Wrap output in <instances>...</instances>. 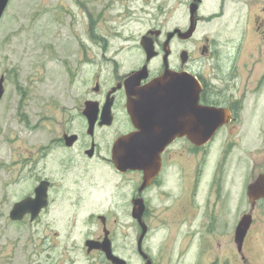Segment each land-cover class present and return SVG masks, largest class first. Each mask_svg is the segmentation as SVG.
<instances>
[{"label":"flooded vegetation","instance_id":"af4514ba","mask_svg":"<svg viewBox=\"0 0 264 264\" xmlns=\"http://www.w3.org/2000/svg\"><path fill=\"white\" fill-rule=\"evenodd\" d=\"M153 1L102 0L95 18L100 25L106 19L115 25L102 33L92 31L91 38L123 36L121 29L127 21L170 19L175 9L185 4L182 17L196 19V25H211L198 45L200 55L213 61L210 69L205 74L197 71V57L175 47L191 37L181 39L175 33L164 47L168 34L179 28L176 26L139 32L138 47L127 52L124 47L112 51L104 47L99 57L90 60L84 54L79 70H85L86 64L93 70L83 75L73 106L61 113H47L50 122L43 124L49 134L47 142L26 149L25 155L18 150L23 160L17 167L3 165L11 179L25 170L33 182L20 199L0 204V229L18 230V241L6 243L5 248L23 253L8 256L15 264H252L248 252L253 248L246 246L245 239L256 209L264 212V206H259L264 198L248 199L251 223L239 247L234 238L231 240L225 172L233 142L229 136L250 130V120L264 118V0H157L156 6ZM145 34L155 45V54L149 59L139 44ZM220 37L225 38L223 43L217 41ZM182 51L187 53L184 61ZM143 65L147 66V78L139 82L132 99L165 68L179 77L186 71L197 78L198 103L215 108L220 123L205 144L198 145L182 134V126L190 133L197 130L191 115L197 107L192 104L197 85L190 79L183 82L187 104L176 107L161 102L158 119L148 118L142 128L132 120L124 80ZM150 113L154 115V111ZM123 137H128L127 144L116 146ZM215 143L221 145L219 155ZM125 147H142L143 151L122 153ZM125 155L142 156V168L118 166L114 157ZM54 167L60 174L58 181L53 179ZM101 170L114 178L111 195L106 187L100 192L109 202L104 208L81 209L92 197ZM260 173H264V165ZM22 179L26 178L20 175L3 187ZM64 180L80 185L81 192L71 197L68 192L53 191ZM40 186L45 187L44 197L37 196ZM27 197L30 208L18 210L12 218L15 204ZM136 200L142 205L139 219L133 215ZM21 230L27 232L26 239ZM260 249L264 259V240ZM109 251L117 256L116 262L107 257Z\"/></svg>","mask_w":264,"mask_h":264},{"label":"rangeland","instance_id":"374dc122","mask_svg":"<svg viewBox=\"0 0 264 264\" xmlns=\"http://www.w3.org/2000/svg\"><path fill=\"white\" fill-rule=\"evenodd\" d=\"M157 3V0L153 1L154 6ZM103 4L102 0H9L0 19V76L4 77V93L0 100V204L8 201L10 205L30 191L33 182L29 172L24 170L11 179L3 165L12 169L17 167L23 160L17 154L18 150L25 155L26 149H34L47 142L49 134L43 130V124L50 122L47 113H61V109L73 106V95L77 96L81 90L83 75L88 76L93 70L89 64H86L85 70H79L84 54L90 60L99 57L100 49L104 47L110 51L124 47L127 52V49L138 47V33L149 27L168 29L176 26L185 30L189 25V19L182 17L186 14V5L181 4L170 19H131L121 29L123 36L108 35L107 40L91 38L92 31L102 33L107 26L115 25L108 19L100 25L95 18ZM86 10L95 19L88 16ZM196 26L191 38L175 44V47L187 50L191 57H197L195 65L191 64L205 74L213 61L200 55L198 45L202 42L201 34L208 33L211 25L199 22ZM224 39L220 37L217 41L223 43ZM250 123V130L229 136L233 142L225 175L230 195L231 240L234 238V226L244 213L250 211L246 186L264 165V118L252 119ZM214 148L219 155L221 145L215 143ZM53 155L56 157L54 152ZM54 173L53 179L58 181L60 174L57 167H54ZM20 175L26 179L3 187ZM113 180L112 175L103 170L92 197L80 208H104L109 199L100 192L106 187L111 195L110 183ZM53 191L68 192L72 197L81 192V186L77 187L72 180H64ZM259 206H264V202ZM254 213L255 221L245 240L246 246L253 248V252H248L252 264H262L264 259L259 249L264 240V212L257 208ZM136 228L134 225L133 235ZM17 236L16 229H0V253L3 250L0 264H15L8 256L23 254L19 249H5L6 243L18 241ZM21 236L26 239L27 232L21 230Z\"/></svg>","mask_w":264,"mask_h":264},{"label":"water","instance_id":"95a60500","mask_svg":"<svg viewBox=\"0 0 264 264\" xmlns=\"http://www.w3.org/2000/svg\"><path fill=\"white\" fill-rule=\"evenodd\" d=\"M9 3V0H0V19ZM196 28V19H189V25L187 29L181 30L180 28H175L174 31L170 32L167 36L166 41L164 42V47L168 45V41L170 37L177 33L181 39H187L192 36L193 32ZM140 46L144 48L147 59L151 58L155 54V45L151 37L147 34L143 35L140 38ZM182 60L186 59L187 53L186 51H182ZM147 66L143 65L140 69L133 71L125 80L124 86L126 89V93L128 95L127 99V111L131 116L132 120L138 123V127L142 128V122L147 120L148 118H154L155 120L159 117L160 103L166 102V105L173 104L176 107L183 106L187 104L188 99L186 93L184 92L186 85L183 84L187 79H190L191 82H194L197 85V92H194L192 95V104L197 107H193L191 110V115L194 121H197V130H193L190 133L189 130H185L184 126H182V134L186 133L187 136L191 139L192 142L203 145L205 144L211 136L216 131L217 127L220 125L217 121V110L210 106H201L198 103L199 100V91L200 84L194 76L190 75L188 72L183 71L182 76L179 77L175 74H172L165 68L164 72L152 79L141 91H138L136 94V98H130V95L134 93L137 85L142 79L147 78ZM170 81V82H168ZM182 81V83H180ZM4 77L0 76V99L4 93ZM153 90V91H152ZM172 97H179V100L172 102L170 99ZM150 111H154V115L150 113ZM142 135V134H140ZM128 137H123L117 141L116 146L119 144H127L126 140ZM122 153H130L137 152L141 153L143 151L142 147L140 148H127L121 150ZM114 159L118 162V166L121 167H131V168H142L143 166V158L142 156H134L129 157L127 155L114 157ZM45 187L40 186L37 189V196L44 197ZM246 194L248 199L251 202H254L257 199L264 198V173H260L256 176V178L247 184ZM140 200H136L134 208L135 212L133 213L134 217L139 219L142 211V205L139 203ZM31 199L29 197L19 201L15 204L13 210L11 211V217L16 218V212L20 209L24 211L25 208H30ZM26 210V209H25ZM24 214V212L22 213ZM21 214V216H22ZM17 218H20L17 215ZM251 223V214L245 213L239 219L234 233V240L237 245L240 247L244 237L248 231V228ZM107 257L111 259L113 262H116L117 256L113 255L110 251L107 252Z\"/></svg>","mask_w":264,"mask_h":264}]
</instances>
